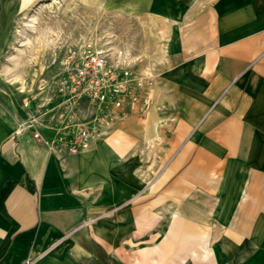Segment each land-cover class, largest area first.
Listing matches in <instances>:
<instances>
[{
	"label": "crops",
	"instance_id": "0c3cea01",
	"mask_svg": "<svg viewBox=\"0 0 264 264\" xmlns=\"http://www.w3.org/2000/svg\"><path fill=\"white\" fill-rule=\"evenodd\" d=\"M197 1L137 0L150 107L59 152L7 70L39 0H0V264H264V0Z\"/></svg>",
	"mask_w": 264,
	"mask_h": 264
},
{
	"label": "rangeland",
	"instance_id": "374dc122",
	"mask_svg": "<svg viewBox=\"0 0 264 264\" xmlns=\"http://www.w3.org/2000/svg\"><path fill=\"white\" fill-rule=\"evenodd\" d=\"M239 1L242 5L247 3V0ZM202 2L216 11L218 0L197 1L200 6ZM41 3L47 4L40 11L41 19L54 26L59 24L63 32L58 42L43 48H37L35 44L31 50L32 57L27 59L28 53L24 57L25 86L24 89L19 87L18 92L21 91L19 89L30 91L28 96L34 104L35 112L49 108L50 114H58L64 104L68 107L66 111L69 112L66 114H70V118L64 121L59 119L58 122L65 126L72 122L71 119L85 122L90 120L95 111L100 116L105 111L104 104L96 103L88 97L76 101L69 100L60 105L61 101H51L59 94V87L54 82L58 77V69L55 64L49 65L50 62L46 59L52 53L47 54V51L57 49L59 45L65 46L67 50L68 47H83L92 43L94 47L106 49L107 57L111 61L130 68L134 75H142L147 67H150L147 71L155 73L154 45L150 34L154 27L148 22V15H139L135 5L137 0H39L37 4L26 7L20 13L17 28L22 25L24 17L36 12ZM228 4L232 5L226 0L227 9ZM20 45L21 40L17 38L16 46ZM53 55L56 56L57 53L53 52ZM141 89L143 91L142 87Z\"/></svg>",
	"mask_w": 264,
	"mask_h": 264
},
{
	"label": "built area",
	"instance_id": "2783aa9c",
	"mask_svg": "<svg viewBox=\"0 0 264 264\" xmlns=\"http://www.w3.org/2000/svg\"><path fill=\"white\" fill-rule=\"evenodd\" d=\"M59 45L50 51L49 65L55 64L58 69L56 84L59 87L58 97L51 99L63 102L88 97L96 103H102L105 111L101 116L95 113L90 120L78 122L71 119V123L63 126L58 122L70 118L66 114L68 107L62 105L57 113L50 114L49 108H43L26 120H21V128H33V135L42 139L37 127L53 131L51 139L43 140L49 148L59 152H77L91 145L92 141L107 134L109 123L118 114L127 109H136L140 114L148 110L151 105L149 89L153 84L155 73L146 68L142 75H134L130 68L120 66L107 57V50L94 47L92 43L86 46L68 47ZM51 50V49H49ZM53 52L57 55L54 56ZM143 88V91L141 89ZM35 98V97H34ZM50 101V99H49ZM50 101V102H51ZM31 98H27L26 105H31ZM58 102L56 105H58ZM23 264H30L25 261Z\"/></svg>",
	"mask_w": 264,
	"mask_h": 264
},
{
	"label": "bare ground",
	"instance_id": "6f19581e",
	"mask_svg": "<svg viewBox=\"0 0 264 264\" xmlns=\"http://www.w3.org/2000/svg\"><path fill=\"white\" fill-rule=\"evenodd\" d=\"M45 6H47V4L41 3L37 10H35L36 12L32 13L30 16L24 17L22 25L16 29L17 38L21 40V45L20 47L14 45V48H16L17 52L13 56V66L11 68H7V70L12 69V71H14V75L12 76L11 80L17 81L20 88H23L25 83L24 57L26 54L28 53L27 59H30L33 52L31 50L34 49L35 44H37V48H43L44 46H47L51 43H56L60 39L63 32L62 27L59 24L54 26L49 24L48 21L41 19L40 11ZM157 20L158 19L156 17L151 16L150 22L153 27L156 25ZM150 33L154 40V50L156 52H160L164 43L163 36L157 30H151ZM126 53L128 55V52Z\"/></svg>",
	"mask_w": 264,
	"mask_h": 264
}]
</instances>
